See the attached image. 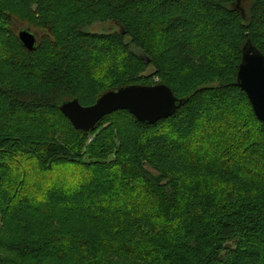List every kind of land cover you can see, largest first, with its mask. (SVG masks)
<instances>
[{"label":"trees","instance_id":"obj_1","mask_svg":"<svg viewBox=\"0 0 264 264\" xmlns=\"http://www.w3.org/2000/svg\"><path fill=\"white\" fill-rule=\"evenodd\" d=\"M247 39L264 55V0H0V229L24 228L0 264H264V123L235 78ZM131 85L186 101L88 133L59 111ZM26 162L88 176L36 204L14 174Z\"/></svg>","mask_w":264,"mask_h":264},{"label":"water","instance_id":"obj_2","mask_svg":"<svg viewBox=\"0 0 264 264\" xmlns=\"http://www.w3.org/2000/svg\"><path fill=\"white\" fill-rule=\"evenodd\" d=\"M17 38L23 48L33 51L36 45V36L28 30H20ZM264 55L246 40L242 48L241 59L236 73L238 87L245 93L257 120L264 123V116L259 115L256 100L249 95L247 89L240 87L239 69L242 64L251 62L259 70ZM242 78V77H241ZM258 79V78H257ZM259 85L257 83V91ZM186 100L178 99L165 85L141 86L131 85L116 91H110L91 106H81L76 99L67 100L59 106L60 113L70 122L76 131L89 132L105 116L117 112L127 111L135 120L142 124L153 125L160 120L170 117Z\"/></svg>","mask_w":264,"mask_h":264},{"label":"rangeland","instance_id":"obj_3","mask_svg":"<svg viewBox=\"0 0 264 264\" xmlns=\"http://www.w3.org/2000/svg\"><path fill=\"white\" fill-rule=\"evenodd\" d=\"M243 8L241 7V9L243 10L242 16H245V8L246 6H244V4L242 5ZM16 31L18 33L19 29H24L26 28L25 26H21V25H16ZM104 27L101 26H97L94 25L92 27L88 28V31L91 32H97L102 30ZM30 33L33 34H37V32H35L34 29H29ZM38 36V34H37ZM153 74V69L149 68L147 70V72L144 74L145 76H150L151 75V82L157 83L158 82V78L156 77H152ZM236 119V118H235ZM245 123L244 119L239 120V125L241 123ZM247 128V126H246ZM88 133V132H87ZM242 137V133L239 134L238 138ZM236 138V137H235ZM238 138H236L237 140H239ZM249 141H250V136H248ZM109 160H113V158L111 157ZM26 161H28L26 159ZM17 164V163H16ZM14 164V166L16 165ZM22 163H20L19 165V169L18 167L14 168V174H22L26 179H25V183H23V187L20 189V194L23 197L28 198L29 200H31L34 203H39L41 202L44 198H47V194L49 193V191H51V189L55 188V187H63L66 190L67 189H71L75 188L76 186H80V182L82 180H84V176H88V173H86L84 171V166L80 165H64V166H56L52 171H49L47 173H42L38 170L37 167H35L34 164H30L28 162H26L23 166L25 167L24 169H21V165ZM22 166V167H23ZM20 172V173H19ZM77 202L81 201L79 200V198L77 197ZM71 202V200L68 201V203ZM37 217L36 219V223L38 225V227L36 228L38 231L36 233L37 236H41L43 235V233L41 232V229L43 232H49L52 231V228L54 226L53 223L49 222V221H43L42 217L39 215H35ZM39 221V222H38ZM40 226V227H39ZM70 226H78L76 224H71ZM44 227V228H42ZM23 230L24 228H15V229H9L8 233L3 232L0 229V240H4L7 243L14 245L16 243H18L21 239H23L24 234H23ZM6 231V230H4ZM8 249H10V247H5L0 248V258L4 259L3 257H5L7 259V257H11V260L14 261V259H16V257L14 256V254L12 252H8Z\"/></svg>","mask_w":264,"mask_h":264},{"label":"snow or ice","instance_id":"obj_4","mask_svg":"<svg viewBox=\"0 0 264 264\" xmlns=\"http://www.w3.org/2000/svg\"><path fill=\"white\" fill-rule=\"evenodd\" d=\"M239 75L241 82L239 86L248 90L252 100H256L259 115L264 116V60L261 61L258 71L251 62H244L239 69ZM257 83L259 85L258 91Z\"/></svg>","mask_w":264,"mask_h":264}]
</instances>
